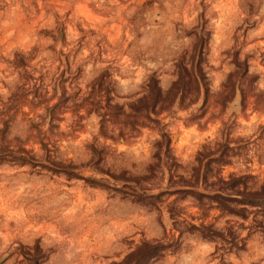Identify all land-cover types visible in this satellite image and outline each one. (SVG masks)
Returning <instances> with one entry per match:
<instances>
[{
    "label": "rangeland",
    "instance_id": "rangeland-1",
    "mask_svg": "<svg viewBox=\"0 0 264 264\" xmlns=\"http://www.w3.org/2000/svg\"><path fill=\"white\" fill-rule=\"evenodd\" d=\"M262 187L264 0H0V264H264Z\"/></svg>",
    "mask_w": 264,
    "mask_h": 264
},
{
    "label": "trees",
    "instance_id": "trees-1",
    "mask_svg": "<svg viewBox=\"0 0 264 264\" xmlns=\"http://www.w3.org/2000/svg\"><path fill=\"white\" fill-rule=\"evenodd\" d=\"M157 100L159 98L162 97V93L160 92V90H157ZM156 100V102H157ZM252 199H247L246 201H244V204L249 205L251 207L253 206H258V204H262L261 200L262 198H264V187L261 188L260 193H252L249 195ZM261 208L260 211L262 213V215L264 216V205H260ZM162 249L161 245H147V244H143L140 247H138L136 250H134L133 252H131L130 254H128L124 260L122 261V263L120 264H137L142 262L145 258L147 257H156L158 255V253L160 252V250Z\"/></svg>",
    "mask_w": 264,
    "mask_h": 264
}]
</instances>
